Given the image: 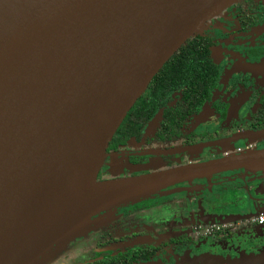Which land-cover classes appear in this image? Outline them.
Masks as SVG:
<instances>
[{"label": "water", "instance_id": "1", "mask_svg": "<svg viewBox=\"0 0 264 264\" xmlns=\"http://www.w3.org/2000/svg\"><path fill=\"white\" fill-rule=\"evenodd\" d=\"M239 0H0V264H32L94 217L264 149L97 180L108 143L163 65Z\"/></svg>", "mask_w": 264, "mask_h": 264}, {"label": "flooded vegetation", "instance_id": "2", "mask_svg": "<svg viewBox=\"0 0 264 264\" xmlns=\"http://www.w3.org/2000/svg\"><path fill=\"white\" fill-rule=\"evenodd\" d=\"M175 61L127 112L97 180H108L102 168L111 158L135 171L123 178L264 149V0L226 7ZM170 83L177 86L166 90ZM263 175L235 169L195 177L112 215L100 212L95 218L105 224L75 240L62 258L74 259L70 264H264V221L255 222L264 216ZM242 224L249 233L239 236Z\"/></svg>", "mask_w": 264, "mask_h": 264}, {"label": "rangeland", "instance_id": "3", "mask_svg": "<svg viewBox=\"0 0 264 264\" xmlns=\"http://www.w3.org/2000/svg\"><path fill=\"white\" fill-rule=\"evenodd\" d=\"M105 164L106 165L102 168V171L104 173V177L108 180H109V178L114 179V178H118L119 176L130 175V173L135 172V171L130 170V168H128L129 163L126 160H120L119 158L118 159L117 158H111L109 161H106ZM262 179L264 180V175H263ZM259 186L263 188L264 181H261ZM160 193H161L160 191H157V192L151 193L145 197L138 198V199L132 200V201H128L126 203H121V204H118L116 206H112V207L107 208L106 210H104L102 212L106 211L108 214L112 215V214H114L115 210L122 205H128V204L133 205L136 203H141V202H144V201L149 200L151 198H154L155 195L160 194ZM145 215H146V218H150L149 214H145ZM242 225L245 228V231L236 232V234L239 236L241 233H244V232L247 233V231L249 233L248 225H245V224H242ZM91 231H93V230H91ZM91 231H89L88 233H90ZM88 233H86L85 235H82V236H78V237L72 239L71 241H69L67 244H64L62 246L50 248L46 253H44L42 256H40L32 264H70V263H72L74 261V259L62 258V257L68 256V254H70V252H68V251L71 249V246L76 242L75 240L82 239ZM83 259L84 258H81V260H83Z\"/></svg>", "mask_w": 264, "mask_h": 264}, {"label": "trees", "instance_id": "4", "mask_svg": "<svg viewBox=\"0 0 264 264\" xmlns=\"http://www.w3.org/2000/svg\"><path fill=\"white\" fill-rule=\"evenodd\" d=\"M186 44V43H185ZM182 50V47L181 48H179L178 49V51L180 52ZM178 51L163 65V67L158 71V73L153 77V82H155L158 78H159V76L161 75V74H164L165 72H167V69H169V68H171V66H173L175 63H176V58H177V56H178ZM155 79V80H154ZM159 80V79H158ZM177 85H176V83L175 84H172L171 85V83L168 85V87H167V89L166 90H169V89H171V88H174V87H176ZM165 90V91H166ZM164 91V92H165Z\"/></svg>", "mask_w": 264, "mask_h": 264}, {"label": "built area", "instance_id": "5", "mask_svg": "<svg viewBox=\"0 0 264 264\" xmlns=\"http://www.w3.org/2000/svg\"><path fill=\"white\" fill-rule=\"evenodd\" d=\"M264 221V216H261L255 220L257 223H262Z\"/></svg>", "mask_w": 264, "mask_h": 264}]
</instances>
